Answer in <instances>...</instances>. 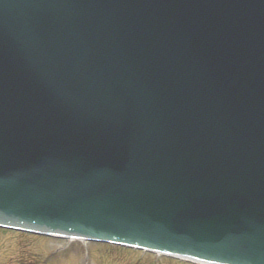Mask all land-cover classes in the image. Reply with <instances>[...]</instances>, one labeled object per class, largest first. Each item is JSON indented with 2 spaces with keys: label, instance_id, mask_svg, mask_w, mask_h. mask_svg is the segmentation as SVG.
Instances as JSON below:
<instances>
[{
  "label": "water",
  "instance_id": "95a60500",
  "mask_svg": "<svg viewBox=\"0 0 264 264\" xmlns=\"http://www.w3.org/2000/svg\"><path fill=\"white\" fill-rule=\"evenodd\" d=\"M0 227L264 264V0H0Z\"/></svg>",
  "mask_w": 264,
  "mask_h": 264
},
{
  "label": "rangeland",
  "instance_id": "374dc122",
  "mask_svg": "<svg viewBox=\"0 0 264 264\" xmlns=\"http://www.w3.org/2000/svg\"><path fill=\"white\" fill-rule=\"evenodd\" d=\"M0 264H192L94 242L0 230Z\"/></svg>",
  "mask_w": 264,
  "mask_h": 264
}]
</instances>
